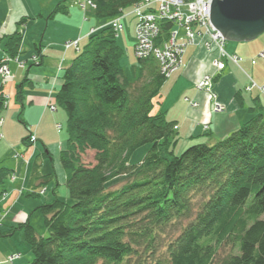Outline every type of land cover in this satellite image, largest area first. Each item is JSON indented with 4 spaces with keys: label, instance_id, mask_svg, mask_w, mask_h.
I'll use <instances>...</instances> for the list:
<instances>
[{
    "label": "trees",
    "instance_id": "trees-1",
    "mask_svg": "<svg viewBox=\"0 0 264 264\" xmlns=\"http://www.w3.org/2000/svg\"><path fill=\"white\" fill-rule=\"evenodd\" d=\"M91 1L88 15L110 21L143 0ZM58 12L60 6L50 17ZM171 29L161 24V39ZM116 38L107 24L90 33L55 97L66 115L60 165L69 174L71 203L54 197L38 208L47 236L38 237L28 221L6 236L22 233L29 264H264V112L251 108V117L225 138L177 153L174 124L152 113L167 78L153 58L137 59L138 70L127 75ZM5 40V54L16 57L21 33ZM21 88L15 99L22 107ZM2 91L0 85V120ZM144 146V157L130 164ZM86 150L94 152L89 167L80 159ZM9 172L0 167V196ZM119 177L124 185L106 190ZM181 221L186 226L167 243L163 263L153 257L160 239ZM222 248L227 252L219 257Z\"/></svg>",
    "mask_w": 264,
    "mask_h": 264
},
{
    "label": "crops",
    "instance_id": "crops-1",
    "mask_svg": "<svg viewBox=\"0 0 264 264\" xmlns=\"http://www.w3.org/2000/svg\"><path fill=\"white\" fill-rule=\"evenodd\" d=\"M74 3L75 0H0V59L5 53L3 50L6 42L5 38L15 32L22 35L17 60L24 62V68H18L14 62L8 64L9 74L14 78L12 82L9 81L5 86L3 92L9 97L12 96L13 98L14 89L19 83V78L20 81H23L22 86L28 81L27 84L32 89L45 90L49 86V98L53 94L56 96L62 84L61 78L64 69L72 63L77 55L75 48L71 47L65 50L63 44L78 40L79 47H82L91 30L98 29L108 23L109 20L99 24L89 19L82 23L83 15ZM57 6H60L62 14L56 13L50 17ZM75 11L77 19H75ZM127 17H132L135 25L136 16L134 14L133 16L131 14L126 15L124 19ZM124 19H122V23ZM80 20L82 22L79 29ZM85 25H87L86 30H84ZM81 44L82 46H80ZM260 46L262 45L260 44ZM234 49L231 54L240 58V68L226 62L221 77L215 81L214 90L217 99L226 107V110L218 115L210 114L207 130L204 129L202 124L203 111L210 112L208 111L210 103L208 102V106L206 105L204 95L198 93L194 85V82L201 75L211 69L210 54L202 48L188 47L185 49L183 67L163 83L159 95L153 100L152 113L155 109V113H163L165 119L174 124V131L178 140L176 147L178 153L192 145L202 143L211 145L217 140L225 138L251 117V108H255L257 112H264V93L246 91L247 76L251 77L257 85L264 84V77L258 75L255 68H253L256 63L251 64L255 52H253L254 50L251 51L249 42H240L236 44ZM32 57L36 58L35 63L31 61ZM138 68L139 64H136L131 66L130 69L138 70ZM125 73L128 75L127 70H125ZM169 80H171V83L167 84ZM44 96L45 94L42 99L38 100L32 97L28 98L30 106L36 104L35 113H37L38 118L40 117L38 122L40 119L43 120L47 114L42 102ZM186 99L195 100L199 107L191 108ZM38 141L37 138L35 148H33L34 155L38 152ZM65 143L66 141H63L59 146H64ZM43 147L49 148V145ZM16 164L19 165V162L9 160L4 166L11 170L17 178L18 176H25V179H27L31 169L16 168ZM40 172L42 175L47 174L48 169H45L43 173L41 170ZM17 184L19 183H7L6 185L7 195L3 201H0V210L8 209L9 212L2 222L5 221L6 225L11 228L25 221L33 226L31 218L27 215L31 209H24L21 204L19 206L22 196L17 194L19 186ZM54 197L57 196L53 195L52 199L48 200L46 204L52 202ZM26 216H28L27 219H25ZM12 254L14 253H11L10 250L3 252L0 255V264H7L5 260ZM21 258L20 255L19 259L12 264H26Z\"/></svg>",
    "mask_w": 264,
    "mask_h": 264
},
{
    "label": "rangeland",
    "instance_id": "rangeland-1",
    "mask_svg": "<svg viewBox=\"0 0 264 264\" xmlns=\"http://www.w3.org/2000/svg\"><path fill=\"white\" fill-rule=\"evenodd\" d=\"M74 4L80 10V8L78 7V0H75ZM80 12L83 15V12L81 10ZM131 12H132V8L129 7L124 10L122 16L126 17V15H130V14L131 16H133ZM58 13H61V12H58ZM87 18L91 20L92 22H98L99 24L105 23L106 21V19H96L88 15V13H87ZM75 19H77L76 11H75ZM132 19H133L132 17H127L126 19L123 20V23H121L123 28L116 38V43L120 47L123 53V56L119 61V64L121 68H123V70H127V73L129 76L132 75L134 72L133 70L130 69L131 66L138 64V60L134 54V51H135L134 47L136 46V41H137V36L135 33L136 23L134 25V19L133 20ZM82 21L81 20L79 21V27H78L79 29H80ZM110 21H108V23ZM173 27H174V24H172V28ZM86 28H87V25H85L84 30H86ZM133 28H134V32H133ZM96 30L97 29L91 30L90 33H93ZM160 31H162L161 28H160ZM168 35L170 36V34ZM169 36L164 40V39H161L162 36L161 34H159V37H157L154 41V46L156 48H162L164 44L168 45L167 42L171 41ZM177 36L179 37L176 39V41L178 40L179 43L180 42L182 43V41H184L182 39V37H184L183 33L179 31ZM133 42L134 44L132 45ZM66 43H69V42H66ZM239 43L240 42L226 41L224 44V49L226 50L227 53L231 54L232 51L235 50L234 47H236V44H239ZM64 44H63V47H64ZM82 44L80 46H82ZM260 44L264 46V32L260 34L255 40L249 42L251 51L254 50L253 52H255V55L253 56L252 60L255 61L256 66L253 68H255L258 75L264 77V58L258 57L259 54L264 52V47L260 46ZM202 45H203L202 41H197L196 46H192V47L202 48L205 52L210 54L209 57H210V68L211 69L209 72L201 75L194 82L195 88L200 86V83H201L200 81L205 76L213 75L216 73L211 63L212 61L215 60L218 53H220L218 51L219 46L217 47L215 46V48L208 47L209 50H207L203 48ZM78 49H80L79 46L77 49H75V51H77ZM65 50H68V49H65ZM12 59L13 60L17 59V56ZM31 61L35 63V57H32ZM22 64H23L22 68H24V62H22ZM182 67H183V56L181 58L180 67L174 73L179 71ZM222 73L217 74L216 77L214 78L213 86L211 87L210 92L207 90H203V89L201 90L196 89L198 93H201L204 95L206 105L208 102L210 103L209 110H208L210 112L203 111V121H202L203 123L202 124L203 126L206 125L207 129L209 125L208 117L210 116V114L218 115V114L224 113L226 110V107L218 101L217 95L214 90L215 81L221 77ZM173 74H171L170 77ZM9 81L12 82L13 79L11 78L10 80H7V82L5 81L4 83H1L2 80L0 81V85L2 86L3 90L5 86L9 83ZM18 82L19 83L17 84V86L23 83L22 80L20 81V78L18 79ZM27 83L28 81L25 82L24 86H22L21 88L22 98H23L21 101L22 107L20 106L18 102H16V99H15V94L17 91L16 87L14 89L13 98L12 96L9 97L7 94H5L2 91V94L4 95L3 97L5 99V102H4L5 110L3 111L2 118L0 120L1 121L0 122V167L2 166V167L7 168L4 165L7 164L9 160H12L14 162L15 161L19 162V165L16 164V168H29L31 169V171L28 174V178L25 179L26 178L25 176L24 177L18 176L17 178L11 172V170L8 169L10 172L7 176V179L5 180V184H4L5 190L0 196V201H3L7 195V188H6L7 183L16 184L18 182L19 184L17 185L19 186L17 188V194L18 196H22L19 206L22 205V207L27 210L28 208L31 209L27 215L31 218V222L33 225L32 228L34 229L38 237L41 236L42 233L43 235L41 237H45L47 236V232L43 224V216L38 208L45 205L48 200H51L53 195H56L59 199L63 200V202L71 203V200L69 199V196H68L67 189L65 187V182L69 174L67 171L62 169L60 165V156L66 149V143L64 144V146H61V147L59 146L60 143H62L63 141H66L67 139L66 115L64 111L57 105V102L55 101L56 96L53 94L52 97L49 98V94H50L49 86L45 90H41L37 88L32 89ZM169 83H171V80L167 81V84ZM258 86H261V85H258ZM44 94L45 96L42 102L44 104V109L46 110L47 114L45 115L43 120L40 119V121L38 122L40 117L38 118L37 113H35L36 104L30 106L28 98L32 97L38 100V99H42ZM212 97H214L215 100L218 103H220V105L223 106V111L218 112V113L214 111L215 106H214V100ZM186 101L189 103V106L191 108L199 107L198 103L195 100L190 101L186 99ZM156 105L157 104L155 103V106ZM50 107H54L55 111L50 110ZM153 112L155 113V109ZM28 136H29V140L22 143L23 139L27 138ZM37 138L39 139L37 143L38 152L36 153V155H34L33 148H35ZM46 145H49V148L43 147ZM148 148H149L148 146H144L136 150L130 157V164L132 165L137 164L144 157ZM46 152L48 155L46 154ZM43 153H45V155L42 156ZM93 156H94L93 151L86 150L83 154L80 155L82 164L88 167L92 166L94 164ZM45 169L46 170L48 169V173L42 175L40 170L43 173ZM24 173H25V169H24ZM50 174H53L50 177V179L44 178V176H47ZM124 183H125L124 178L122 177L116 178L107 185L108 187L106 188V190L110 191V190L118 189L121 186H123ZM8 212H9L8 209L0 210V234H1L0 236V255H2L3 252L5 251L10 250V252L14 254L9 255L6 258L5 262L7 264H12L15 260L19 259L20 255L22 257L21 258L22 261L26 264H29L28 262H31L32 260V253L28 245L25 243L22 237V233L20 231H15L11 236H6L7 232L11 229V227L7 226L5 221L4 222L2 221L4 220ZM28 216H26L25 219H27ZM16 226H18V224H16L14 227ZM185 226H186V222L181 221L173 226L168 227L165 230V234L160 239L161 242H160L159 250L153 257H156V258L158 257L163 263H166L167 243L173 241L180 234L181 230ZM226 252H227L226 249L224 250L222 248L219 252V257H222L223 255H225ZM10 257H16V259L10 262ZM130 264H133V261Z\"/></svg>",
    "mask_w": 264,
    "mask_h": 264
},
{
    "label": "built area",
    "instance_id": "built-area-1",
    "mask_svg": "<svg viewBox=\"0 0 264 264\" xmlns=\"http://www.w3.org/2000/svg\"><path fill=\"white\" fill-rule=\"evenodd\" d=\"M212 0H143L140 3L133 5L132 14L137 18L135 33L137 36L134 54L137 59L153 58L159 65V71L165 78H169L181 65V58L187 47L196 46L197 41H202L203 48L208 49L219 46L217 57L212 61V67L216 72L213 75H207L201 79L200 86L196 89L207 90L210 92L213 86V80L217 74H220L225 69V63L230 62L239 67L240 58L233 54H228L224 49L225 41L221 34L217 31L210 21V6ZM78 7L83 12V22L87 21V13L94 8L91 0H78ZM88 9V10H87ZM123 14V13H122ZM122 19L124 16H118L111 20L108 26L112 28L114 33L118 35L123 26ZM163 23L174 24V29L169 31L170 42L164 44L162 48H156L154 41L159 34ZM179 31L184 35L182 43L176 41ZM206 35V36H205ZM169 39V38H168ZM181 39V40H182ZM77 41L64 44L65 49H77L79 44ZM169 51V52H168ZM259 58H264V52L258 55ZM36 61V58H35ZM16 63L18 68H22V62L17 59L13 60L7 55H3L0 59V81L4 83L7 80L13 79L8 71L9 63ZM251 64H255L252 60ZM240 68V67H239ZM247 92L257 91L264 93V84L258 86L251 77L247 76ZM215 112L223 111V106L218 103L214 97ZM50 110L55 111L54 107ZM1 122V121H0ZM59 129V128H58ZM207 129V126H204ZM16 257H10L12 262Z\"/></svg>",
    "mask_w": 264,
    "mask_h": 264
},
{
    "label": "water",
    "instance_id": "water-1",
    "mask_svg": "<svg viewBox=\"0 0 264 264\" xmlns=\"http://www.w3.org/2000/svg\"><path fill=\"white\" fill-rule=\"evenodd\" d=\"M210 21L225 42L253 41L264 32V0H212Z\"/></svg>",
    "mask_w": 264,
    "mask_h": 264
}]
</instances>
